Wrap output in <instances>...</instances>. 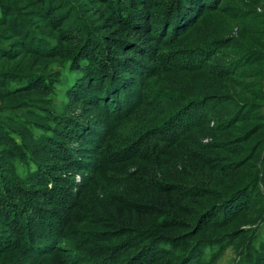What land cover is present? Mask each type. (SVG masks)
I'll return each instance as SVG.
<instances>
[{"label": "rangeland", "instance_id": "1", "mask_svg": "<svg viewBox=\"0 0 264 264\" xmlns=\"http://www.w3.org/2000/svg\"><path fill=\"white\" fill-rule=\"evenodd\" d=\"M117 1L0 0V264H65L79 252L38 245L42 211L59 212V197L82 215L69 227L101 240L84 254L90 261L132 264L142 254L129 249L137 229L119 221L123 204L144 207V230L176 223L153 264H264V0H221L187 32L169 29L167 40L153 27L148 45L119 21L110 6ZM126 37L143 51L131 52ZM91 53L128 70L139 65L119 112L85 96L82 76L93 69L77 63ZM188 101L193 110L216 102L205 126L156 144L165 150L159 157L97 169L144 125L181 109L166 133L174 137L191 122ZM169 188L165 206L156 198ZM237 190L248 191L249 206L222 217ZM171 246L178 251L169 255Z\"/></svg>", "mask_w": 264, "mask_h": 264}, {"label": "trees", "instance_id": "2", "mask_svg": "<svg viewBox=\"0 0 264 264\" xmlns=\"http://www.w3.org/2000/svg\"><path fill=\"white\" fill-rule=\"evenodd\" d=\"M220 1L221 0H168L160 2V0H123V3H125L126 7H122L123 3L121 2V0H119L117 1L116 5L110 4V6L116 9L115 12L119 21L123 22L127 27L129 26L128 28L131 27L130 29H135V31L141 37L143 44L148 45V43H150V40L154 38V35L149 34L147 37H145V33H147V31L156 27L157 29H159V33H167L166 36H164L165 34L162 35L164 40H167L169 38L167 32L169 29H171V32L175 35H179L182 32H187L191 27H193V25L201 16L206 14L209 10H214ZM121 7L125 8V10L122 9L124 11L123 15H121L120 17L119 15L121 13ZM126 12H128V14L124 15ZM111 39H113L114 41L119 40L117 37H111ZM129 39L130 38L126 37L123 39V42L126 41L125 43L127 45H132L135 47V49L131 50V52H140V50H142L141 47H143V44H140V42L142 43V41L140 40L132 42V39ZM121 40L122 39H120V41ZM130 57L134 58V56ZM79 61L77 63L78 68L81 67L82 63L86 62V64L88 65L85 66V71L89 72L90 69H93L92 72H89V76L87 74V78L85 77L86 79H83L82 76V80H85L84 82L86 83V97H90L89 99L91 101H96L98 104H102V106H105L107 108V111L111 114L119 112L121 106L123 107L124 105H126V103H129V92L131 91L132 87H135L134 78L136 77V75L134 71L138 72L140 70V68H137L139 67V65H137L135 61L134 63H136V67L130 66L131 69L129 70L118 60L115 61L114 59L112 60L109 57L104 58L103 56L99 55L94 56L92 53L86 56L84 55V58L81 57ZM130 73L134 77L131 76ZM192 101H190V103L188 101L190 105L188 103L187 104L191 106L188 107V110H190L188 116L192 114L193 115L189 118L188 116H186V120L188 118L191 122H186V127L183 130L181 129L180 132L173 135L174 137L170 136L166 138V133L173 131V128L176 127L175 125L170 126V120L172 119V121H174L176 118H179L181 109L160 122H154V124L152 125L149 124L150 126L144 125L143 128L140 129V131L131 138L130 141L128 140L127 143H125L123 146H120L116 150L114 149L110 151V153H108L110 154L109 156L107 154H104L102 157L103 160V158L107 156L109 161H111V158L113 156L116 157L118 154H122L124 155V157L122 158L126 159H119L116 162H109L107 164H104L106 162H103L101 160V162H98L99 165L97 169L100 170L102 165H105V167H109L111 165H119L121 163H126L133 160L139 161L148 159L150 157H159L165 152V150L163 149L161 150V152H159L156 144L158 145V143H165L167 144V146L168 144L169 146H171L176 142L175 140H178V143L180 142V139L182 141L186 133L192 131L194 127L205 126L210 115L208 112H210L209 110L213 108L212 105L214 106L216 102L212 105L204 101L198 102V106L195 110H193L194 106H196L197 103H192ZM208 104L210 105L209 108H207ZM195 113L197 114L194 115ZM181 119L182 117L177 119V122H181ZM112 121L121 122L122 120L120 118H115L112 119ZM173 141L175 142L173 143ZM145 146L148 148L145 149ZM134 154H136V157H133ZM31 185L34 186L35 184L32 183ZM171 191L172 190H170L169 188L166 192H161L156 199L160 203H162V205H169L170 201H173L174 199L173 195L172 197L168 195L171 194ZM247 193L248 191L237 190V192H235V195L233 194L232 196L227 198L225 204L220 208L219 211L222 217H232L234 214H237L238 212L247 208L250 202ZM57 204L61 208L59 212L54 210H50L47 212L44 210L42 211V218L39 220L38 226H40L41 230L46 234L45 238L38 242V245L43 242L42 245L44 247L50 246L51 249H62L74 252L78 250L79 252L72 255L70 258L71 260L65 264H76L80 260L85 261L86 264H114L115 261H112L111 263L109 262L108 259L110 258L96 259L92 261L87 259L86 255L84 254H95L94 252L96 249L92 246L94 243H98L101 240H99V238L89 240V238H86L84 235L81 236V233L76 232L73 228L69 227L68 223L70 222H82V215L78 214L75 217L73 214L75 213V209L77 208L74 206L73 209V206L69 205V203L67 204V202L62 197H59V202H57ZM123 206V204H119L118 206H116V212H118L119 221L121 220L122 224L128 226L129 228L137 229V232L134 234V239L130 240L131 245L129 246V249H134L135 251V249L141 246V248L137 252L142 254L139 255V258L136 257V259L138 258V260L135 259L132 264H138L140 261L144 262L145 264H153V262H156V259L165 257L164 255H162L159 258L158 252L159 250L162 252L163 247H167L165 245L171 243L169 241H171L170 238L173 237L172 235L174 233V230H172L173 226L171 225H174L176 223L161 222L158 225L149 228L148 230H144V207H140V209L138 210H133L132 208H129V210H127L124 209ZM32 207L30 205H26L25 208L32 211ZM37 209L39 211V209L41 210L42 208H39L38 206ZM62 212L67 217H65ZM29 242H32L31 235H29ZM116 244H118V242ZM142 250L146 251L140 252ZM128 251L129 250H126L125 252L128 253ZM168 251L170 255L171 253L177 252L178 247L174 248V246H171ZM79 254H83V259H80ZM153 255L157 256L158 258L154 257Z\"/></svg>", "mask_w": 264, "mask_h": 264}]
</instances>
